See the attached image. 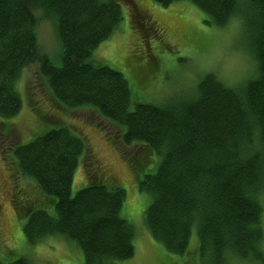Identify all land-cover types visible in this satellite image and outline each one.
<instances>
[{"label":"trees","instance_id":"obj_1","mask_svg":"<svg viewBox=\"0 0 264 264\" xmlns=\"http://www.w3.org/2000/svg\"><path fill=\"white\" fill-rule=\"evenodd\" d=\"M153 1L168 7L183 0ZM185 1L213 25L241 20L253 71L238 86L208 73L189 97L132 106L124 73L92 55L122 21L123 3L138 14L136 0H0V121L21 111L17 83L33 69L38 87H47L55 105L92 109L116 128L107 134L151 198L146 226L169 251L186 253L195 229L198 252L209 264H226L228 253L264 264V0ZM43 20L52 24L58 41L52 53L41 44ZM154 34L148 30V36ZM49 119L52 128L26 143L8 144L15 169L37 184L35 200L17 203L28 242L61 235L81 247L84 264L132 258L135 232L121 213L124 188L100 174L83 134L56 116ZM81 161L89 183L72 196ZM140 163L144 170L156 168L140 175ZM49 204L53 214L40 207ZM0 264L35 263L18 257L0 258Z\"/></svg>","mask_w":264,"mask_h":264},{"label":"rangeland","instance_id":"obj_2","mask_svg":"<svg viewBox=\"0 0 264 264\" xmlns=\"http://www.w3.org/2000/svg\"><path fill=\"white\" fill-rule=\"evenodd\" d=\"M136 3L138 14L128 3L122 4V21L92 55L99 63L124 73L132 91V106L162 105L189 97L208 73L217 75L228 85L238 86L253 71L254 61L246 51L249 40L238 17H232L224 26H216L208 23V15L190 1H179L168 7L153 0H136ZM148 30L154 36H148ZM39 36L45 51L52 53L58 48L49 21L41 22ZM36 79L33 69L23 72L17 83L22 109L14 118L0 121V258L5 262L27 257L35 264H84L81 247L61 235H47L35 243L28 242L23 232L26 219L21 220L17 211L18 202L35 200L36 182L15 169L12 147L8 144L30 141L52 128L54 124L48 120L56 116L85 136L100 174L124 188L121 213L133 226L135 254L116 264H209L207 255L198 252L195 229L183 255L169 251L151 235L145 222L151 198L139 189L138 176L130 162L112 144L107 131L113 132L116 128L92 109L72 110L55 105L47 87L40 83L39 88ZM140 165V175L156 168L151 165L144 170L146 167ZM88 181L87 168L81 161L74 173L72 196L88 185ZM260 193L264 231V190ZM40 207L54 213V204ZM261 246L264 254V237ZM226 264H262V261L228 253Z\"/></svg>","mask_w":264,"mask_h":264},{"label":"bare ground","instance_id":"obj_3","mask_svg":"<svg viewBox=\"0 0 264 264\" xmlns=\"http://www.w3.org/2000/svg\"><path fill=\"white\" fill-rule=\"evenodd\" d=\"M102 66V65H101Z\"/></svg>","mask_w":264,"mask_h":264}]
</instances>
